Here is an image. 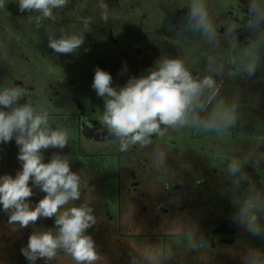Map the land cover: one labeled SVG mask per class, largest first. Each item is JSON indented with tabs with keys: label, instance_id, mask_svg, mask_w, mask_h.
<instances>
[{
	"label": "flooded vegetation",
	"instance_id": "flooded-vegetation-1",
	"mask_svg": "<svg viewBox=\"0 0 264 264\" xmlns=\"http://www.w3.org/2000/svg\"><path fill=\"white\" fill-rule=\"evenodd\" d=\"M90 2L72 0L65 10L75 7L69 14L72 22L67 16L63 22L69 30L77 28L76 13L85 8L96 23L93 31L85 34L81 49L67 55L56 54L47 46L44 30L29 25V13H20L14 0L0 10V39L5 37V25H10L18 37L9 45L7 63L0 62V90L14 85L29 87L34 103L47 106L54 118L68 117L64 123L69 144L63 150L49 148L43 155L45 162L53 153L67 155L72 171L80 174L82 198L92 200L98 219L89 230L111 229L117 237L161 238L163 246L181 252L179 264L237 244L264 249V239L249 236L231 220L237 195L230 190L224 159L253 150L257 158L264 156V146L256 147L258 142L264 145V67L252 80L223 81L221 95L238 94L241 98L246 122L241 130L225 137L189 131L170 133L160 141L168 155V167L157 171L151 149L135 147L120 153L118 141L107 136L98 120L104 101L91 87L94 71L99 67L109 72L113 86L122 87L130 77H139L154 67L162 54H169L189 59L192 70L202 75L203 54L212 49L199 37L169 30V24L183 16L181 8L187 0H105L114 16L107 25L99 22L95 7H88ZM233 2L208 0L210 15L221 32L217 53L227 47L223 27L236 19ZM18 151L14 139L0 144V176L14 177L21 170ZM246 170L260 179L251 167ZM33 192L30 201L34 206L45 193L35 187ZM130 205L134 206L131 218L126 215ZM53 227L54 217L40 218L27 228L10 225L0 206V240L6 261L13 254L7 249L10 228L36 231ZM194 229L203 234L208 248L186 250V234Z\"/></svg>",
	"mask_w": 264,
	"mask_h": 264
},
{
	"label": "clouds",
	"instance_id": "clouds-1",
	"mask_svg": "<svg viewBox=\"0 0 264 264\" xmlns=\"http://www.w3.org/2000/svg\"><path fill=\"white\" fill-rule=\"evenodd\" d=\"M9 2L0 0V10L6 9ZM14 2L20 13H29V25L44 30L47 46L56 54L77 53L86 42L85 34L91 33L96 24L85 8L76 13L77 28L69 30L63 22L66 16L72 22L69 14L75 7L65 12L72 0ZM231 5L236 19L222 29L227 47L220 53L216 49L220 47L221 32L210 15L208 0H187L181 8L183 16L169 24L170 31L199 37L212 49L203 54L202 75L192 70L189 59L169 54H162L154 67L139 77H130L122 87L113 86L109 72L95 69L91 87L104 101L98 120L107 136L118 141L120 153L135 147L151 149L154 168L162 171L168 167V155L160 141L170 133L182 135L189 131L193 135L225 137L242 129L246 122L240 96H223L221 88L225 79L252 80L264 67V0H234ZM92 6L99 22L107 25L113 21L112 9L105 0H91L88 7ZM3 31L0 62L7 63L9 45L18 37L10 25H5ZM31 91L21 85L0 90V144L14 139L22 165L14 177L0 176V206L8 215V223L20 228L35 225L40 218L54 217L53 228L33 231L21 248L29 264H36L38 259L53 264L60 256L73 264H103L104 258L88 234L98 219L92 200L82 198L80 174L72 171L67 155L53 153L48 162L43 155L49 148L63 150L69 144L64 123L68 117L54 118L47 106L33 102ZM262 146L259 142L256 145ZM224 159L230 190L237 195L231 220L249 236L264 239V156L257 158L253 150ZM248 167L259 180L246 170ZM34 187L45 195L33 206L30 198L35 194ZM133 213L134 206L130 205L126 215L131 218ZM184 245L187 251H199L208 248V241L194 229L186 234ZM173 256L170 246L145 245L129 253V264H170ZM242 264H264V249L247 248Z\"/></svg>",
	"mask_w": 264,
	"mask_h": 264
},
{
	"label": "rangeland",
	"instance_id": "rangeland-1",
	"mask_svg": "<svg viewBox=\"0 0 264 264\" xmlns=\"http://www.w3.org/2000/svg\"><path fill=\"white\" fill-rule=\"evenodd\" d=\"M32 232L27 230L17 231L10 228L7 249L17 252L19 255L9 256L10 259L6 261L5 254L0 251V264H29V261L22 255L21 248L27 245ZM114 233V230L111 229L88 230V234L92 235L100 255L104 258L103 264H129V253L134 248H141L145 245L163 246L161 238H150L147 240L139 237L126 238L125 236H114ZM1 246L2 241H0V248H2ZM247 248L249 247H245L242 244L233 245L222 252L217 250L210 253L209 255L211 256H204L206 255L204 254L200 258H195L194 261L184 264H242V254ZM173 253V260L170 264H179L178 258L181 252L176 251ZM43 261L41 260V264H43ZM56 264H73V262L67 257L60 256Z\"/></svg>",
	"mask_w": 264,
	"mask_h": 264
},
{
	"label": "trees",
	"instance_id": "trees-1",
	"mask_svg": "<svg viewBox=\"0 0 264 264\" xmlns=\"http://www.w3.org/2000/svg\"><path fill=\"white\" fill-rule=\"evenodd\" d=\"M9 237V236H8ZM1 241V240H0ZM2 247V246H1ZM0 251L2 252V248H0ZM14 255H19V254H17V252H13V254L11 255V256H14ZM57 262V261H56ZM56 262L55 263H53V264H56ZM37 263H39V264H41V260L40 259H38L37 261H36V264ZM43 264H45V261H43Z\"/></svg>",
	"mask_w": 264,
	"mask_h": 264
}]
</instances>
